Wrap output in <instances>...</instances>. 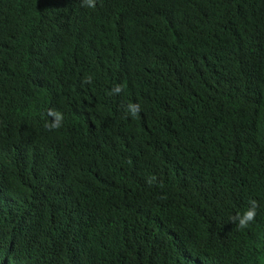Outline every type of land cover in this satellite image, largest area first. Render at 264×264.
I'll return each instance as SVG.
<instances>
[{
	"label": "trees",
	"instance_id": "obj_1",
	"mask_svg": "<svg viewBox=\"0 0 264 264\" xmlns=\"http://www.w3.org/2000/svg\"><path fill=\"white\" fill-rule=\"evenodd\" d=\"M81 4L0 0V264H264V0Z\"/></svg>",
	"mask_w": 264,
	"mask_h": 264
},
{
	"label": "clouds",
	"instance_id": "obj_2",
	"mask_svg": "<svg viewBox=\"0 0 264 264\" xmlns=\"http://www.w3.org/2000/svg\"><path fill=\"white\" fill-rule=\"evenodd\" d=\"M82 7L95 9L97 7V0H82ZM122 91V87L117 85L114 88V92L116 94L120 93ZM128 109L133 117H135L138 112L140 111V108L136 104H129ZM49 115L55 116V122L51 124H46V127L49 128V130L56 129L62 126V114L59 112H53L50 110ZM249 207L245 212L242 214L237 213L235 216L231 217V222L236 224V226L240 229H246L248 228L252 223L255 222V218L257 215V209L259 207L258 202L256 200H249L248 202Z\"/></svg>",
	"mask_w": 264,
	"mask_h": 264
},
{
	"label": "bare ground",
	"instance_id": "obj_3",
	"mask_svg": "<svg viewBox=\"0 0 264 264\" xmlns=\"http://www.w3.org/2000/svg\"><path fill=\"white\" fill-rule=\"evenodd\" d=\"M16 236V235H15ZM20 237V236H19ZM15 239V238H14ZM15 240H18V239H15ZM14 241V240H13ZM15 244H16V241H15Z\"/></svg>",
	"mask_w": 264,
	"mask_h": 264
}]
</instances>
